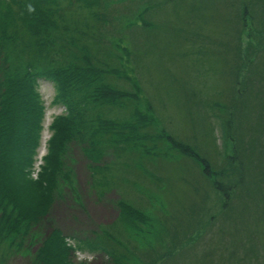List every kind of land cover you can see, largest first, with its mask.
<instances>
[{
  "label": "trees",
  "instance_id": "16d2710c",
  "mask_svg": "<svg viewBox=\"0 0 264 264\" xmlns=\"http://www.w3.org/2000/svg\"><path fill=\"white\" fill-rule=\"evenodd\" d=\"M172 1L185 7L182 20L178 7L173 10L182 39L201 44L198 49L216 47L225 66L215 69L218 64L208 58L211 69L229 72L226 91L218 90L222 98L202 101L188 84L172 93L179 95L176 104L181 98L187 103L180 108L196 114L187 131L159 126L132 74L154 46L150 13L170 0H0V264L21 257L27 264H77L76 248L106 256L109 264H187L194 256L199 264H237L234 244L223 247L218 237L200 251L193 244L208 233L209 186L222 200L214 233L247 232L257 258L261 247L264 252L258 227L264 220V0ZM29 4L35 11H28ZM42 79L51 82L53 103L64 111L52 120L34 179L45 114ZM169 82L167 92L175 85ZM239 123L253 130L247 150V132L235 134ZM214 124L222 135L220 149ZM76 149L87 159L93 190L101 197L120 190V199L117 218L71 244L51 211L67 190L82 204L78 189L64 188L74 176L70 161ZM177 159L185 167L175 179L145 164Z\"/></svg>",
  "mask_w": 264,
  "mask_h": 264
},
{
  "label": "rangeland",
  "instance_id": "374dc122",
  "mask_svg": "<svg viewBox=\"0 0 264 264\" xmlns=\"http://www.w3.org/2000/svg\"><path fill=\"white\" fill-rule=\"evenodd\" d=\"M162 6V11L159 9L157 12L152 11L150 13V18L154 22V27H152L154 30L152 34L153 37L151 36L152 38L150 39H153L152 43L154 46L150 47V54H147L144 59L140 61L142 67L139 68V71L137 72L136 70H133L132 74L137 76L140 84H142L141 94H144L154 106L155 116L158 118L159 126L164 124L170 129L187 131L189 126L185 125L188 124V121H194L197 119L196 114L192 117L190 111L180 108L178 104L184 107L187 103L184 104V100L181 98L179 103L176 104V96L179 95H173L172 93L181 91L178 88L179 85L188 84V86L191 87L190 89H192L199 97L198 99H201L202 101H207L209 98H222L223 94L219 96L218 90L222 88V92L226 91L229 72H227L225 68L221 73H219L218 70L215 73L213 69H211L214 66V63L210 59H213L216 64H218L215 69L225 66L223 59L217 55L216 47L205 45L202 49H198V47H200L198 45L201 44H194L195 47H193L189 44V41L187 42L182 39L184 31L179 29L173 10H177L176 8L178 7L177 15L180 16V18H178V16L177 18L178 20H182V18L187 17L185 7L175 5L172 0L163 3ZM205 30L209 33L212 39L215 40L218 37L214 36L207 29ZM247 34V30L242 33L243 42H248ZM172 35L179 37L180 40H175ZM201 50L208 57L200 58L198 53ZM157 53H161L160 61H156ZM163 71H167L168 74H163ZM251 72L253 73V71ZM169 81L175 85L167 92L165 84L171 85ZM127 85L128 84H126V87ZM38 89L43 102L45 114L42 120L43 124L40 146L37 149L36 161L34 163L35 166L33 168V173L31 174L34 179L43 163V157L47 152V140L52 133L50 131V125L53 122L52 120L56 115H59L64 111L62 105H59L57 102L53 103L55 90L50 81L42 79L39 83ZM192 98H194V96H192ZM241 109L244 110L245 107L241 106ZM258 114L260 113L258 112ZM213 120L217 123L216 119L213 118ZM239 121L241 122L240 119ZM239 125L242 129L240 131L236 129L235 134H239L240 136L243 130H245V133L247 132L244 136L245 149L247 150L249 145L246 143L250 138L248 133L253 134V130H251L245 123H239ZM213 130V139L216 141L217 148L220 149L222 148L220 143L222 135L219 128H217V124H214ZM211 142L213 143V140H211ZM235 145L237 146V143ZM233 149L234 145L232 142H228L226 149L227 152L232 153ZM74 152L75 156L70 161V164L74 168V176L68 182L66 181L64 188L67 187V189H69V187H75L78 189L77 191L82 204L80 205L78 201H75V196H73L72 191L67 190L65 196L59 195L57 197L51 211L52 219L55 220L56 226L64 231L67 240L71 244L76 243L77 240L78 242L81 241L84 237L91 236L93 230H96L99 224H109L117 218L119 213L117 202L120 199V190H113V192L110 191L102 197L93 190L92 185L90 186L91 174L88 169L87 159L82 155V152L77 149ZM160 161L162 160L158 161V166L153 165L149 160H146L145 164L150 171L156 172L159 170V174L165 176V179L177 178L180 173L182 174L183 168L185 167V162L182 159L166 162ZM152 166H156L155 169H153ZM60 187L62 188L63 185L61 184ZM126 190L127 192L131 190L130 186L127 187ZM208 190L210 192L209 205L211 206L208 218L210 219L209 215L212 216V218L214 215V220L217 219L218 221L216 220L213 222L209 219L206 220L205 222L207 223L208 233L206 234L205 232L201 237L197 236L196 241L193 242V244L198 245L200 251L207 243L211 245H214V243L217 244L218 237L224 241L221 243L223 247H225L223 243H227L230 246L231 244H234L232 247L237 249L240 254L233 258V261H237L238 258L239 261L236 262L237 264H262L264 262L263 249L261 247L262 253L259 254L260 256L257 258V253L253 250L252 243H250L246 237L247 232H244L243 234L241 232H233L230 237L228 235L221 237L214 233L216 228L221 225V219L218 218L223 216L221 211L222 200H220L219 194L215 192V190L210 189V186L208 187ZM137 194L141 193L136 192V197ZM142 197L144 198L143 200L146 199V196L142 195ZM261 220L262 221H260L258 227L259 231H262V235H264V220L262 217ZM252 221L256 224V219H253ZM202 232L203 229L200 230V233ZM205 235L208 236L209 239L203 240ZM74 237L79 239H75ZM73 258L77 264L80 262H83L82 264H109V260L106 256L101 257L99 253H93L92 251L87 250V248H84L83 251L76 248ZM27 259L28 258L25 257L16 258L8 262V264H27ZM230 260H232V257ZM228 261L229 260H227L225 264H230ZM215 262L217 264H224L218 261ZM187 264H199V262H195L194 256L193 262L189 261Z\"/></svg>",
  "mask_w": 264,
  "mask_h": 264
},
{
  "label": "clouds",
  "instance_id": "9594fccd",
  "mask_svg": "<svg viewBox=\"0 0 264 264\" xmlns=\"http://www.w3.org/2000/svg\"><path fill=\"white\" fill-rule=\"evenodd\" d=\"M28 11L29 12L35 11L34 7L31 4L28 5Z\"/></svg>",
  "mask_w": 264,
  "mask_h": 264
},
{
  "label": "bare ground",
  "instance_id": "6f19581e",
  "mask_svg": "<svg viewBox=\"0 0 264 264\" xmlns=\"http://www.w3.org/2000/svg\"><path fill=\"white\" fill-rule=\"evenodd\" d=\"M45 152V151H44Z\"/></svg>",
  "mask_w": 264,
  "mask_h": 264
}]
</instances>
